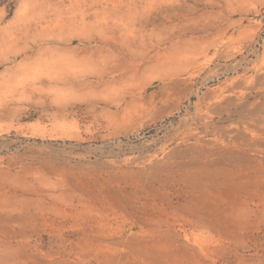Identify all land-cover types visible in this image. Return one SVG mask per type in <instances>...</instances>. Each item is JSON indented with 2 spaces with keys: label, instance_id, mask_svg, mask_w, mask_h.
Wrapping results in <instances>:
<instances>
[{
  "label": "rangeland",
  "instance_id": "1",
  "mask_svg": "<svg viewBox=\"0 0 264 264\" xmlns=\"http://www.w3.org/2000/svg\"><path fill=\"white\" fill-rule=\"evenodd\" d=\"M0 264H264V0H0Z\"/></svg>",
  "mask_w": 264,
  "mask_h": 264
},
{
  "label": "bare ground",
  "instance_id": "2",
  "mask_svg": "<svg viewBox=\"0 0 264 264\" xmlns=\"http://www.w3.org/2000/svg\"><path fill=\"white\" fill-rule=\"evenodd\" d=\"M164 92V91H163Z\"/></svg>",
  "mask_w": 264,
  "mask_h": 264
}]
</instances>
